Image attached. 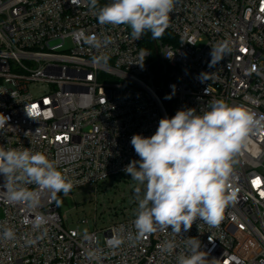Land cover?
I'll list each match as a JSON object with an SVG mask.
<instances>
[{"label":"built area","instance_id":"2783aa9c","mask_svg":"<svg viewBox=\"0 0 264 264\" xmlns=\"http://www.w3.org/2000/svg\"><path fill=\"white\" fill-rule=\"evenodd\" d=\"M103 6L0 0V113L10 117L0 147L42 152L72 189L97 190L140 159L133 135L150 137L178 110L202 114L222 99L264 116V0H175L167 38L153 42L157 68L147 32L136 41L127 25L100 24ZM221 43L230 51L209 68L210 45ZM24 186L40 192L38 207L10 203L0 189V233L15 232L12 240L0 236V264H177L188 237L201 242L209 264H264V129L235 158L229 190L236 198L218 226L197 220L179 235L169 228L138 238L134 214L82 231L89 220L68 224L63 192ZM37 215L46 220L39 228ZM113 237L123 242L112 247ZM168 241L176 245L171 254L161 250Z\"/></svg>","mask_w":264,"mask_h":264},{"label":"clouds","instance_id":"9594fccd","mask_svg":"<svg viewBox=\"0 0 264 264\" xmlns=\"http://www.w3.org/2000/svg\"><path fill=\"white\" fill-rule=\"evenodd\" d=\"M97 4L98 0H90L93 9ZM174 4L175 0H112L99 8L97 19L102 25H127L136 41L146 32H151L155 39L170 26ZM84 40L100 47L94 36H85ZM210 46L208 67L213 68L230 49L223 43ZM147 55L142 50L141 57ZM139 64L143 67V63ZM205 73L200 74L202 82ZM165 98L171 99V95ZM25 111L33 118L30 111ZM9 119L0 113V129L10 126ZM261 129H264V116L257 118L244 105L233 106L218 99L202 114H197L195 108H186L171 118H161L150 137L133 135L131 145L140 159L131 161L124 171L137 183L134 189L138 201L134 220L137 237L169 228L179 235L188 232L197 220L218 226L226 208L235 202L236 193L229 190L235 158ZM0 176L3 177L0 189L7 201L29 209L39 206L40 192L24 185L35 184L50 191L53 197L61 192L67 196L73 188V182L53 161L29 148L0 147ZM34 223L39 228L46 220L43 215H37ZM0 236L12 240L15 232L5 228ZM122 242L118 237L109 240L112 247ZM186 243L188 251L177 256V264H209L197 238L188 237ZM175 247L168 241L161 245V250L171 254Z\"/></svg>","mask_w":264,"mask_h":264},{"label":"rangeland","instance_id":"374dc122","mask_svg":"<svg viewBox=\"0 0 264 264\" xmlns=\"http://www.w3.org/2000/svg\"><path fill=\"white\" fill-rule=\"evenodd\" d=\"M136 186L137 183L130 175H124L102 184L97 190L87 187L74 188L67 196L59 195L58 203L62 214H67L69 225L75 226L82 219H88V225H79L81 230H94L102 227L103 221L136 214L138 208L134 191ZM95 218L98 219L97 222Z\"/></svg>","mask_w":264,"mask_h":264},{"label":"trees","instance_id":"16d2710c","mask_svg":"<svg viewBox=\"0 0 264 264\" xmlns=\"http://www.w3.org/2000/svg\"><path fill=\"white\" fill-rule=\"evenodd\" d=\"M110 1L112 2V0H110ZM106 3H108V0H98V4L105 5ZM167 35H168V33H167V32H164L163 35H162L161 37H162V38H167ZM145 39H146V41H147V42L150 44V46H151L152 55L154 56L153 65H154V68H157V67H158V64H157V60L155 59L156 49H155V47L153 46L154 38L152 37L151 32H147V33H146ZM155 60H156V61H155Z\"/></svg>","mask_w":264,"mask_h":264},{"label":"snow or ice","instance_id":"6c2138e0","mask_svg":"<svg viewBox=\"0 0 264 264\" xmlns=\"http://www.w3.org/2000/svg\"><path fill=\"white\" fill-rule=\"evenodd\" d=\"M33 107H36V106H33ZM254 184L258 185L259 184V181H253Z\"/></svg>","mask_w":264,"mask_h":264}]
</instances>
